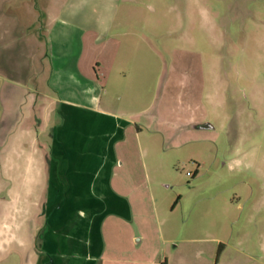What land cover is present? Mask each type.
I'll return each instance as SVG.
<instances>
[{"label": "rangeland", "instance_id": "1", "mask_svg": "<svg viewBox=\"0 0 264 264\" xmlns=\"http://www.w3.org/2000/svg\"><path fill=\"white\" fill-rule=\"evenodd\" d=\"M70 4L94 19L117 16L98 44L122 47L106 91L116 101L124 78L113 111L141 136L117 151L118 191L53 207L43 182L60 153L42 115L57 107L51 30ZM0 85L17 88L22 126L35 99L43 144L27 151L33 166L28 155L14 168L13 197H0V232L12 238L0 243V264H35V253L55 264L59 240L75 236L84 254L124 264H264V0H0ZM10 153L0 154V184Z\"/></svg>", "mask_w": 264, "mask_h": 264}, {"label": "crops", "instance_id": "2", "mask_svg": "<svg viewBox=\"0 0 264 264\" xmlns=\"http://www.w3.org/2000/svg\"><path fill=\"white\" fill-rule=\"evenodd\" d=\"M80 12L81 8L78 5H66L56 16L51 30L53 68L48 85L55 93L54 101L57 107L52 109L53 102L44 107L42 131L43 134L49 135L51 145H54L55 150L58 148L60 153L58 159L52 162L50 176H46V181L43 182L46 199L54 194L57 197L53 207H56L63 196L70 199L82 197L83 191L92 192L100 189L112 193L118 191L115 186L113 187L115 168L119 160L117 151H125L132 139L138 140L141 136V128L137 123L129 118L125 119L124 114L113 111V107L116 106L114 104L121 101L124 78L118 80L114 96H120L116 101L111 99L113 94L108 96L109 92L106 91L110 81L120 74L115 71V66L122 47L120 43L111 47L106 45L98 47V44L102 41L103 35L113 28L117 16L94 19L83 16ZM2 89L0 85V154L2 156L3 150L10 148L11 168L6 179L1 181L0 197L4 193L8 194L6 197H13V182L17 181V175L13 174L14 168L19 161H25L28 155L31 159L27 161L33 166L35 163L33 152L27 154V151L36 145L39 149V145L43 144L36 133L33 121L35 99L32 104L33 114L28 115L26 125L22 126L17 117L19 116L17 88L10 87L6 94H3ZM55 116L58 119L50 128ZM43 158H46L45 155ZM66 166L69 169L65 171L63 168ZM56 171L59 175L55 174ZM63 171L65 176H68L70 182L68 186L63 174H60ZM97 178L101 180L98 184L95 183L98 182ZM82 179L88 180L83 189L78 185ZM45 209L47 212L46 207L43 210ZM46 212L42 214L45 215ZM69 221L76 229L77 219L74 217ZM1 228L6 231L9 225L3 223ZM10 240L12 238L8 234L0 232L1 244H9ZM69 240L65 237L59 240L57 245L61 252L54 256L55 264L123 263L105 259L98 253L84 254L82 247L85 244L87 246V242L80 237L75 236ZM68 245L71 249H67ZM35 255V264H49L48 261H51L48 255L39 253Z\"/></svg>", "mask_w": 264, "mask_h": 264}, {"label": "water", "instance_id": "3", "mask_svg": "<svg viewBox=\"0 0 264 264\" xmlns=\"http://www.w3.org/2000/svg\"><path fill=\"white\" fill-rule=\"evenodd\" d=\"M205 128H212V126L207 124V125H205Z\"/></svg>", "mask_w": 264, "mask_h": 264}, {"label": "trees", "instance_id": "4", "mask_svg": "<svg viewBox=\"0 0 264 264\" xmlns=\"http://www.w3.org/2000/svg\"><path fill=\"white\" fill-rule=\"evenodd\" d=\"M50 65H51V63H50ZM50 68H51V66H50Z\"/></svg>", "mask_w": 264, "mask_h": 264}]
</instances>
